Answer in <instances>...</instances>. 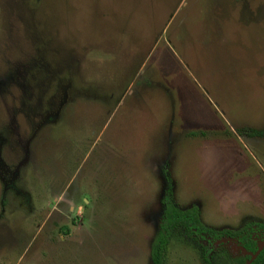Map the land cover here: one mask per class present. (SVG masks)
I'll use <instances>...</instances> for the list:
<instances>
[{
    "label": "rangeland",
    "instance_id": "374dc122",
    "mask_svg": "<svg viewBox=\"0 0 264 264\" xmlns=\"http://www.w3.org/2000/svg\"><path fill=\"white\" fill-rule=\"evenodd\" d=\"M163 171L206 227L264 219V0H0V264H151Z\"/></svg>",
    "mask_w": 264,
    "mask_h": 264
},
{
    "label": "trees",
    "instance_id": "16d2710c",
    "mask_svg": "<svg viewBox=\"0 0 264 264\" xmlns=\"http://www.w3.org/2000/svg\"><path fill=\"white\" fill-rule=\"evenodd\" d=\"M163 176L166 182L163 196V213L150 245L151 264H164L166 246L176 229H181L186 237L193 240L195 238L219 239L222 237L239 240L241 230H215L206 227L200 220L199 210L196 206L192 205L187 209L177 208L172 202L171 177L167 171H163ZM246 248L249 250L253 249L251 246ZM216 256L227 258L226 264H232L229 261V255L224 251H219ZM240 264H244L243 259L240 260ZM251 264H255V261H252Z\"/></svg>",
    "mask_w": 264,
    "mask_h": 264
},
{
    "label": "flooded vegetation",
    "instance_id": "af4514ba",
    "mask_svg": "<svg viewBox=\"0 0 264 264\" xmlns=\"http://www.w3.org/2000/svg\"><path fill=\"white\" fill-rule=\"evenodd\" d=\"M239 236V240L227 237L219 239L232 240L241 251L244 264H251L252 261H255V264H264V219L245 224ZM247 246H251L253 249L249 250L246 248Z\"/></svg>",
    "mask_w": 264,
    "mask_h": 264
}]
</instances>
